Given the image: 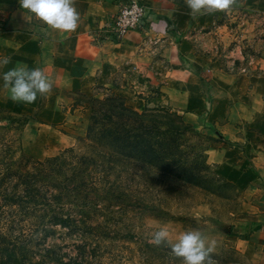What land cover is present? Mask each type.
I'll list each match as a JSON object with an SVG mask.
<instances>
[{
	"label": "rangeland",
	"instance_id": "1",
	"mask_svg": "<svg viewBox=\"0 0 264 264\" xmlns=\"http://www.w3.org/2000/svg\"><path fill=\"white\" fill-rule=\"evenodd\" d=\"M184 9L202 57L187 110L159 87L128 98L61 79L31 38L0 32V264H183L172 244L189 230L214 242L212 264H264V0ZM15 66L41 68L52 89L13 101L2 73Z\"/></svg>",
	"mask_w": 264,
	"mask_h": 264
},
{
	"label": "crops",
	"instance_id": "2",
	"mask_svg": "<svg viewBox=\"0 0 264 264\" xmlns=\"http://www.w3.org/2000/svg\"><path fill=\"white\" fill-rule=\"evenodd\" d=\"M123 1L72 0L80 14L78 27L65 32L23 9L20 0H0V32L3 38H31L37 55L49 56L63 73L61 79L82 80L86 88L98 86L128 98L140 95L142 86L159 87L160 99L169 107L192 108L190 98L198 97L199 90L191 70L202 64V57L188 44L196 17L188 9L181 14L187 0H142L145 14L137 30L119 42L93 37V30L108 24Z\"/></svg>",
	"mask_w": 264,
	"mask_h": 264
},
{
	"label": "clouds",
	"instance_id": "3",
	"mask_svg": "<svg viewBox=\"0 0 264 264\" xmlns=\"http://www.w3.org/2000/svg\"><path fill=\"white\" fill-rule=\"evenodd\" d=\"M20 3L23 9L34 13L53 28L71 32L78 27L80 14L72 0H20ZM187 3L194 12H200L228 9L233 0H187ZM9 62V57H0V66ZM2 78L5 86L9 87L10 98L16 102L34 103L38 94L48 93L52 89V83L39 67L15 66L3 72ZM168 237L169 230L160 228L153 240L160 244ZM212 243H208L199 230H189L178 236L172 244V251L183 258V264H212Z\"/></svg>",
	"mask_w": 264,
	"mask_h": 264
},
{
	"label": "built area",
	"instance_id": "4",
	"mask_svg": "<svg viewBox=\"0 0 264 264\" xmlns=\"http://www.w3.org/2000/svg\"><path fill=\"white\" fill-rule=\"evenodd\" d=\"M144 14L145 6L142 0H124L108 24L103 26L107 27L111 40L121 41L130 32L139 28Z\"/></svg>",
	"mask_w": 264,
	"mask_h": 264
},
{
	"label": "trees",
	"instance_id": "5",
	"mask_svg": "<svg viewBox=\"0 0 264 264\" xmlns=\"http://www.w3.org/2000/svg\"><path fill=\"white\" fill-rule=\"evenodd\" d=\"M96 102V101H95ZM97 103V102H96ZM98 105L99 106H103V108H100V109H102L104 112H106V113H109V115H108V117L111 115V112H113V110L111 109V108H108L107 107V104L106 103H98ZM125 110V109H124ZM131 115V114H130ZM105 116H107V115H105ZM128 116H129V114L127 115V118H128ZM134 116V115H133ZM93 120H94V117L93 116H91V125L89 126V129H88V134L90 135V134H92V135H96V133L94 132V127L92 126L93 124H94V122H93ZM104 126L101 124L100 125V129H103V130H101V132L99 133L100 134V136L101 135H109L110 134V132H109V130H107V129H104L103 128ZM93 128V129H92ZM115 135L117 136V135H119L118 133H115ZM114 139H112L113 141H116V139L117 138H115V136L113 137ZM57 158H52L51 160H48L47 162H49V161H52V162H54L55 160H56Z\"/></svg>",
	"mask_w": 264,
	"mask_h": 264
}]
</instances>
